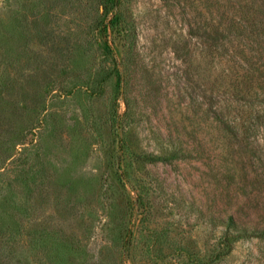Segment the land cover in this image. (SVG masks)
Returning <instances> with one entry per match:
<instances>
[{
  "label": "rangeland",
  "instance_id": "obj_1",
  "mask_svg": "<svg viewBox=\"0 0 264 264\" xmlns=\"http://www.w3.org/2000/svg\"><path fill=\"white\" fill-rule=\"evenodd\" d=\"M233 3L0 0L20 264H264V21Z\"/></svg>",
  "mask_w": 264,
  "mask_h": 264
},
{
  "label": "trees",
  "instance_id": "obj_2",
  "mask_svg": "<svg viewBox=\"0 0 264 264\" xmlns=\"http://www.w3.org/2000/svg\"><path fill=\"white\" fill-rule=\"evenodd\" d=\"M242 4L233 3L238 5V10L242 12V20L246 23L245 31L247 38L251 39V36L255 34L257 30V22L264 21V0H241ZM221 17L226 20V11H221L220 25H222ZM254 18V20H253ZM264 23V22H263ZM256 28V29H254ZM223 30H220L218 26L208 28V34H206V41L211 50L218 51L220 45V38ZM257 53V50L252 49ZM247 63L251 61V58L245 60ZM6 202L9 200L5 198ZM7 207L0 208V264H20L18 259V252L14 249V245L17 244L16 237H18L19 227L13 223H9L4 218L11 219V213ZM4 216V217H3Z\"/></svg>",
  "mask_w": 264,
  "mask_h": 264
}]
</instances>
